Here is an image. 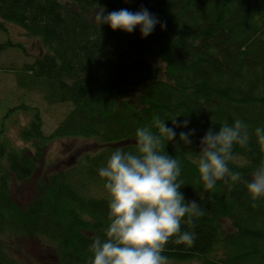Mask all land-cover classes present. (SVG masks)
<instances>
[{"label":"trees","instance_id":"trees-1","mask_svg":"<svg viewBox=\"0 0 264 264\" xmlns=\"http://www.w3.org/2000/svg\"><path fill=\"white\" fill-rule=\"evenodd\" d=\"M100 8L105 16L144 8L166 28L158 23L146 38L139 27L130 34L113 31L96 22ZM4 22L45 49L23 65L21 77L15 75L17 86L71 108L47 137L33 109L21 135L31 144L30 154L0 138V158L7 163L4 170L0 165V264H24L10 249L28 234L58 264H90V245L96 236L106 238L109 224L110 197L98 170L115 149L135 151L136 130L154 116L169 127L171 119L190 121L187 129H176L177 141L180 131L195 130L190 147L164 146L180 161V191L205 212L194 226L182 223V231L195 232L194 245L169 242L163 255L170 264H264V199L253 201L243 182L219 181L205 190L198 171L205 132L236 119L248 126L250 141L245 148L234 146L230 168L250 180L264 162V145L255 135L264 128V0H0L2 32ZM10 46L27 50L10 40L0 50ZM34 137L89 139L95 151L48 175L22 209L9 196V174L29 178L39 156Z\"/></svg>","mask_w":264,"mask_h":264},{"label":"clouds","instance_id":"clouds-1","mask_svg":"<svg viewBox=\"0 0 264 264\" xmlns=\"http://www.w3.org/2000/svg\"><path fill=\"white\" fill-rule=\"evenodd\" d=\"M127 3L128 0H125ZM100 8L95 19L108 24L113 31L132 33L140 28L142 38L148 37L156 25L166 28L147 9L131 12L112 11L107 16ZM169 127L159 116L152 124L136 130L135 151L115 149L99 176L105 179L109 193V224L105 239L96 236L90 245V264H170L163 255L169 242L192 246L194 231H182V223L193 224L194 218L205 215L197 200H186L180 191L183 180L180 161L165 151V141L190 147L195 130L187 129L190 121L171 119ZM258 143L264 145V128L257 127ZM250 141L248 126L240 119L223 123L218 130L210 127L199 142L198 171L205 190L217 182H243L253 201L264 199V162L256 168L250 180H242L229 164L234 159V146L247 147Z\"/></svg>","mask_w":264,"mask_h":264},{"label":"rangeland","instance_id":"rangeland-1","mask_svg":"<svg viewBox=\"0 0 264 264\" xmlns=\"http://www.w3.org/2000/svg\"><path fill=\"white\" fill-rule=\"evenodd\" d=\"M4 26L6 31H0V40L2 39L0 44L10 40L15 44L21 43L27 50L24 52L12 46L0 50V138L7 141L8 147L23 149L30 154L31 151L28 149H31V144L24 143L21 135L23 129H26L32 120L33 109H37L40 114V132L47 137L64 119L71 107L70 104H49L37 91H28L17 86L15 75L21 77L20 69L23 65L26 62L32 63L45 52V49L38 39L25 35L19 27L7 22H4ZM33 140L35 155L39 156L33 159V171L29 178L18 181L9 174V196L22 209L30 203L39 189V183L45 182L48 175L71 166L74 163L73 159L82 158L87 153L95 151L92 140L78 137L55 138L51 142H44L37 137ZM25 156L31 158L32 155L25 154ZM4 157L0 158L2 170L7 169ZM96 188L93 190L99 192L103 186ZM11 244L14 248L10 249V254L21 263L58 264L50 249L43 247L38 239L30 234L24 235ZM2 245L9 247L10 243L5 239Z\"/></svg>","mask_w":264,"mask_h":264}]
</instances>
